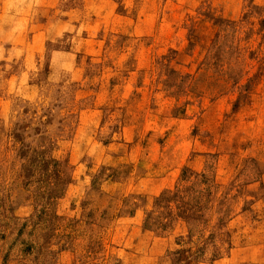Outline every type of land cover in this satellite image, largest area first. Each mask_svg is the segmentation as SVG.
<instances>
[{"label":"rangeland","instance_id":"obj_1","mask_svg":"<svg viewBox=\"0 0 264 264\" xmlns=\"http://www.w3.org/2000/svg\"><path fill=\"white\" fill-rule=\"evenodd\" d=\"M0 264H264V0H0Z\"/></svg>","mask_w":264,"mask_h":264}]
</instances>
